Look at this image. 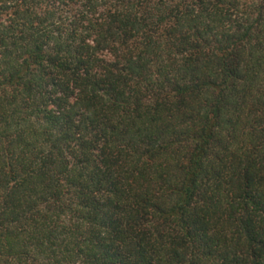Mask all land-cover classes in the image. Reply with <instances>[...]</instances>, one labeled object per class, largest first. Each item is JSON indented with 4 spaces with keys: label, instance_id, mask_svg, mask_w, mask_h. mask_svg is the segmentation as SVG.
<instances>
[{
    "label": "trees",
    "instance_id": "1",
    "mask_svg": "<svg viewBox=\"0 0 264 264\" xmlns=\"http://www.w3.org/2000/svg\"><path fill=\"white\" fill-rule=\"evenodd\" d=\"M0 264H264V0H0Z\"/></svg>",
    "mask_w": 264,
    "mask_h": 264
}]
</instances>
